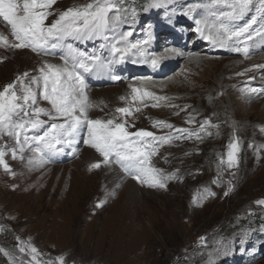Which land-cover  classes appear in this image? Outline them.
<instances>
[{
    "label": "rangeland",
    "instance_id": "1",
    "mask_svg": "<svg viewBox=\"0 0 264 264\" xmlns=\"http://www.w3.org/2000/svg\"><path fill=\"white\" fill-rule=\"evenodd\" d=\"M203 1L213 8L212 0ZM90 2L55 0L47 9L53 15L46 23L70 7ZM161 3L119 0L121 19L115 30L118 27L120 33L111 30L106 39L70 38L66 42L87 53L100 50L105 60L111 59L109 45L124 41L127 47L131 41L127 25L138 24L135 37L145 40L150 38L148 21L167 23L156 14ZM250 9L255 12L243 24L236 21L237 28L255 18L264 20V0H252ZM147 15L150 18L143 22ZM204 15H208V9ZM141 24L145 25L143 29ZM192 29L195 27L186 24L182 31ZM0 32L9 41L14 40L2 20ZM261 34L264 31L254 36ZM122 35L126 40H121ZM242 36L232 39L238 42ZM252 37H246L248 42ZM195 41L189 35L180 48L186 52L168 75L170 83L153 81L152 76L125 79L115 69L110 71L119 77L116 80L102 73L108 84H95L97 74L84 76L93 84L88 96L93 105L88 113L91 119H114L130 133L144 130L156 137H171L163 143L145 138V151L154 150L150 165L162 170L157 176L164 179L165 188L150 187L147 176L137 180L113 159L105 163L100 153L103 161L99 162L92 150L95 148L84 142L86 133H81L73 145H64L62 151L43 159L31 142L21 151L13 137L0 138L10 169L0 165V264H59V257L64 258L63 264H264L260 248L264 245V204L258 203L264 201V93L246 85L253 78L252 65L264 58V52L243 59L220 58L205 54V41L192 50ZM160 42V48L170 47L167 41ZM134 44L138 47L137 42ZM101 45L105 46L102 50ZM245 48L249 46L241 49ZM25 51L31 55L28 57ZM62 55L61 49L45 54L30 48L0 47V91L24 73L29 74L28 79L38 76L45 62L62 64ZM231 61H235L234 66L224 70ZM113 65L124 67L122 62ZM219 77L222 84L214 82ZM252 82L264 86L261 80ZM133 88L151 95L141 97ZM39 106L51 107L43 100H39ZM121 107L130 113L117 112ZM205 120L210 124H204ZM158 122L173 127L158 126ZM27 135L34 136V130ZM236 140L238 163L229 167L228 145ZM88 163L100 164L94 171L114 165L123 178L110 188L104 185L102 172L89 175ZM31 247L38 250L36 260Z\"/></svg>",
    "mask_w": 264,
    "mask_h": 264
},
{
    "label": "snow or ice",
    "instance_id": "2",
    "mask_svg": "<svg viewBox=\"0 0 264 264\" xmlns=\"http://www.w3.org/2000/svg\"><path fill=\"white\" fill-rule=\"evenodd\" d=\"M53 3L55 0H0V20L10 28L14 38L9 41L0 32V47L30 48L45 54L50 49L63 51L62 64L45 62L38 69V76L28 79L29 74L24 73L0 91V138L4 135L13 137L21 151L24 144L31 142L36 145L34 151L43 159L45 155H55L62 151L64 145H73L81 133H86L84 142L95 148L104 157L105 163L113 159L137 180L147 176L150 187L165 188L164 179L157 176L162 170L150 165L149 158L154 150L145 151L148 148L145 138L163 143L171 137H156L154 133L144 130L130 133L123 123H117L114 119H91L88 115L93 105L86 92L85 74L99 75L110 71L113 64L122 62L137 45L120 47V41H116L108 46L111 59L105 60L100 55V50L87 53L66 42L69 38L80 41L106 39L107 33L121 19L119 0H91L85 5L70 7L48 24L46 21L53 13L47 9ZM251 3L252 0H212L213 8L209 14L196 21L197 31L202 34V30L206 31L207 39L225 47L228 40L240 37L248 30V26L237 28L235 22L244 17ZM121 40H126V35H122ZM104 47L101 45V50ZM236 50L241 51L239 48ZM243 54H249L247 48L243 49ZM152 63L155 65L157 59H153ZM26 79L28 82L24 83ZM17 84L20 85L19 90ZM133 92L139 93L141 97L151 95L142 93L138 88H133ZM39 100L47 101L51 107H40ZM116 111L125 115L130 113L124 107L117 108ZM204 124H210V121L205 120ZM45 125L47 127L43 134L31 137L27 135L29 131L45 128ZM158 126L173 127L165 122H158ZM228 149L227 162L229 167H234L238 163V140L230 142ZM12 152L15 158L16 149ZM4 156L3 146H0V165L10 170ZM98 167L99 163L90 165V169ZM258 203L264 204V201ZM20 250L25 249L21 247ZM31 253L33 260H36L38 250L31 247ZM58 260L59 264H63V257Z\"/></svg>",
    "mask_w": 264,
    "mask_h": 264
},
{
    "label": "bare ground",
    "instance_id": "3",
    "mask_svg": "<svg viewBox=\"0 0 264 264\" xmlns=\"http://www.w3.org/2000/svg\"><path fill=\"white\" fill-rule=\"evenodd\" d=\"M173 1L169 2L170 6L172 5ZM186 2H187L186 0H177L175 2V4L178 8H180V5L182 3H186ZM181 10L182 11L180 12V14L178 13L179 17H181L180 18V21H181L180 24H182V22L185 24H195L197 20L203 18V17H198V16L194 15V6L193 5H190L189 7H186V8L181 9ZM251 13H253V10H248V12L244 15V17L242 19H240V22L244 23ZM147 17H149V16H146L144 18L143 22L146 20ZM154 18H155V20L157 19L156 16ZM177 20H179V18ZM132 25H128V30L132 31V44L137 42L138 47L132 49V52H134L135 56L132 60H130V63H129L130 67L126 71L127 77L128 78H131V77H136V78L143 77V78H145V77L149 76L148 73L150 72V70H149L150 66L151 65L156 66V64L154 65L152 63V61L149 60V58L152 57L154 59H157V61H162V63H164V64L161 66V69H159L160 71L156 72L157 77L151 78V80L159 82V83L166 82V81L170 83L171 78H168V75H170L171 71L175 68L176 61H179L180 57L182 55H184V53L186 52V51L183 52V50L176 48V47H179L181 45L183 38L181 36H177L176 35L177 33H174L173 31L168 32V34L166 36L162 35V37H161L160 35H157V37H155L153 29H155V31H156V29H158V28H155L154 27L155 24H153V23L150 24V22L148 21L146 23V26L151 27L150 28L151 31H149V32L146 31V32L148 33V35H150L152 37L151 38L152 40L150 38L143 40L142 37H135V31L138 30L139 25L138 24L136 26L135 25L132 26ZM144 26L145 25L141 24L140 28L143 29ZM245 26H248V30L245 33H243L242 39L239 42H234L232 39L227 41V45H226V47H228L227 54H225V55L220 54L219 49L217 47H215V45L209 39H208V45L207 46L205 45V47L211 46L210 47L211 49L208 48V52H205V54H207L208 56L210 55V56L220 57V58L226 57V56H236L239 59H243L242 56H245V55L243 54V50L241 48H242V46H246V45L249 46L248 53L251 56L259 54L261 52H264V43L262 45H259V43L262 42V40L264 41V37H263L264 35L260 36V37L254 36L250 42H248V40L246 39V37L248 35L256 34L259 30L263 29L264 28V22L260 18H257V19H254L250 24L244 25L243 27H245ZM119 27H120V25H119ZM180 27H183V24ZM117 29H119V28L117 27ZM114 30H115V28L113 29V31ZM180 30L181 29H178L177 32H180ZM202 31L205 33V35H207L206 31H204V30H202ZM169 36L172 38H174V36H176L171 41V43H173L175 45H173V47H169L166 49L160 48L161 47L160 46L161 45L160 39H162V43L165 44L164 40L167 39ZM194 37H197V36L195 35ZM136 39H139V40H136ZM158 39H159V41H158V43H156V41ZM149 44H152V46H150V49L146 47V45L149 46ZM199 44H200V41L198 39L195 42L192 50H195L196 48H198ZM119 46L124 47V43H121ZM237 48L241 49V51L238 52L236 50ZM26 53H28V57H29V55H31L29 52H26ZM130 55H131V53H128L124 58L129 59ZM149 55H150V57H149ZM248 55L246 56L247 58H248ZM262 55H264V53ZM259 59H260V57H259ZM229 62H230V60H229ZM248 62H250V61L248 60ZM210 63H212V62H210ZM234 63H235V61L234 62L231 61V63H229V64L227 63L224 66L225 67L224 70H227L230 66H234ZM263 64H264V58L262 60H258L256 64L252 65L251 68L254 70L252 72L253 78L251 79V81L247 82V84H246L248 89L251 87H257V88H259L258 90H261L264 93V86L262 87V85H255L254 82H252V81H260V80L264 82V76L262 75L264 73V65ZM257 65L259 66L258 68H256ZM215 69H216V66H215ZM215 71H213V72H215ZM214 82L222 84L224 81H223V79H220V77H219V80L218 79L214 80ZM240 82H241V80H240ZM84 83L86 85V92L89 96V91H90L91 85H89L88 82L85 80H84ZM263 85H264V83H263ZM248 93H251V91L250 92L248 91ZM253 93L255 94L254 91H253ZM92 150H94V154L97 157L99 156V158H98L99 162H102L103 160L101 159L99 152L97 150L95 151V149H92ZM88 164L91 165V163H88ZM89 171L92 173H90ZM89 171L87 170V172L89 173L90 176H94L96 174L93 172H98V171L102 172L103 183H104V185H110V188H112V186L114 187L117 184H119L121 182V179L123 178L122 175L120 174L119 170L114 165H111V164L105 165L104 167L98 169V171H94L93 169L89 168ZM249 248H251V247H249ZM260 248H262V251L264 252V245H261ZM253 249H256V248H253ZM263 252H260V253H263Z\"/></svg>",
    "mask_w": 264,
    "mask_h": 264
}]
</instances>
